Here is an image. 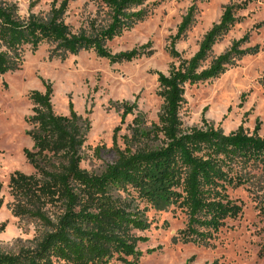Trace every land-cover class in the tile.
Returning a JSON list of instances; mask_svg holds the SVG:
<instances>
[{"label": "trees", "instance_id": "1", "mask_svg": "<svg viewBox=\"0 0 264 264\" xmlns=\"http://www.w3.org/2000/svg\"><path fill=\"white\" fill-rule=\"evenodd\" d=\"M99 1L109 9L110 24L74 33L65 22L70 0L55 1L45 18L32 14L25 19L19 17L12 0H0V75L22 68L24 47L34 53L43 43L55 45V53L63 59L88 50L111 63L150 56L151 51L142 49L113 55L106 48L107 42L145 19V11L134 9L147 0ZM244 6L226 5L198 51L183 59L175 46L186 38L199 13L196 4L188 9L169 47L176 62L168 74L157 73L165 104L158 123L147 127L144 120L135 118L130 138H124L125 150L118 149L117 160L100 175L81 167L90 125L73 104L69 115L57 114L48 83L44 92L30 93L33 114L27 119V134L33 148L25 149L24 155L34 174L15 172L8 187L13 215L37 220L48 231L34 247L0 252V264H140L146 254L157 250L141 249L150 240L151 212L183 209L187 224L179 240L197 245H208L227 219L242 214L243 205L228 191L246 183L244 167H264L260 127L251 134L242 126L230 134L209 126L185 129L180 112L187 86L217 79L237 60L260 52L262 46H250L248 34L212 58L214 46L242 22L238 12ZM135 108L136 104L124 103L121 123ZM154 141L160 143L158 148L149 146ZM3 204L0 198V210Z\"/></svg>", "mask_w": 264, "mask_h": 264}, {"label": "rangeland", "instance_id": "2", "mask_svg": "<svg viewBox=\"0 0 264 264\" xmlns=\"http://www.w3.org/2000/svg\"><path fill=\"white\" fill-rule=\"evenodd\" d=\"M55 1L59 4L63 0H12L22 19L32 14L45 18ZM193 4L199 10L196 23L175 46L183 59H190L198 51L205 34L219 22L228 4L245 5L238 12L242 22L214 46L212 58L248 34L250 46L262 48L256 55L237 60L219 78L187 86L180 112L183 127L209 126L230 134L242 126L251 134L259 126V135L264 138V0H147L134 9L145 11V19L106 43L113 55L134 49L152 53L131 62L111 63L93 50L63 59L55 53L53 44L43 43L34 53L26 46L22 68L0 75V198L4 201L0 210V252L18 253L22 248L34 247L48 231L39 221L15 217L11 210L10 177L15 172L34 174L24 155L25 149L33 148L27 134V119L33 114L30 93L44 92L48 83L57 114L69 115V105L73 104L83 122L90 125L81 167L102 174L117 160L118 149L125 150L124 138H130L135 118L144 120L147 127L158 123L165 104L159 95L157 73L168 74L176 62L169 47ZM110 21L109 9L99 0H70L65 15L74 33L106 28ZM124 103L136 104V108L121 123ZM117 128L120 130L114 141ZM149 146L155 149L160 143L150 142ZM242 174L246 183L228 193L243 205V212L236 219H227L208 245L179 240L187 224L183 209L151 212L153 225L147 233L150 240L141 249L157 250L146 254L140 264H264V167L250 164Z\"/></svg>", "mask_w": 264, "mask_h": 264}]
</instances>
